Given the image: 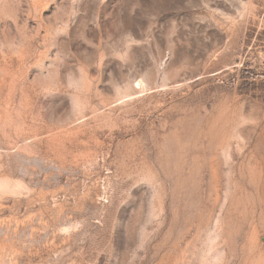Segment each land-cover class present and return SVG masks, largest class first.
I'll list each match as a JSON object with an SVG mask.
<instances>
[{
	"label": "rangeland",
	"instance_id": "1",
	"mask_svg": "<svg viewBox=\"0 0 264 264\" xmlns=\"http://www.w3.org/2000/svg\"><path fill=\"white\" fill-rule=\"evenodd\" d=\"M0 264H264V0H0Z\"/></svg>",
	"mask_w": 264,
	"mask_h": 264
}]
</instances>
